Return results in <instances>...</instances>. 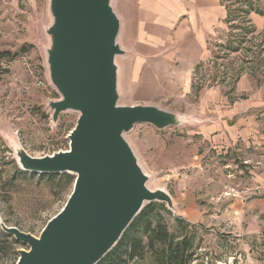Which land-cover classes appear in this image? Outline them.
I'll use <instances>...</instances> for the list:
<instances>
[{
	"label": "rangeland",
	"instance_id": "obj_1",
	"mask_svg": "<svg viewBox=\"0 0 264 264\" xmlns=\"http://www.w3.org/2000/svg\"><path fill=\"white\" fill-rule=\"evenodd\" d=\"M243 1L264 11V0H223L227 9L234 4L229 9L230 22L211 41V59L197 67L195 88L227 83L228 91L244 74L264 84V34L256 32L248 18L234 13ZM111 6L122 20L117 42L123 47L136 27L137 0H111ZM52 23L50 0H0V224L36 238L66 203L75 178L20 174L17 163L22 151L40 158L68 150V136L77 122L78 114L73 111L53 121L48 107L60 99L47 64L51 44L47 30ZM127 23L131 28L126 29ZM117 63L123 75V57ZM191 101L196 106L197 99ZM155 105L176 115L177 125L161 130L136 125L125 140L149 177L147 187L171 197L172 214L166 216L170 228L173 216L194 227L197 264H264V214L246 211V207L240 214V209L230 208L232 194L240 198L247 192L245 183H240L243 170L237 172L242 166L236 155H223L195 135L200 127L197 108L172 98ZM191 119L192 124L185 123ZM227 160H233L232 172L223 169ZM228 173H235L236 178L224 189L222 180ZM186 191L197 196L208 192L209 197L194 200L193 208L186 200H173ZM4 234L0 226V264H15L18 251L28 248ZM151 261L145 255L130 264Z\"/></svg>",
	"mask_w": 264,
	"mask_h": 264
},
{
	"label": "water",
	"instance_id": "obj_2",
	"mask_svg": "<svg viewBox=\"0 0 264 264\" xmlns=\"http://www.w3.org/2000/svg\"><path fill=\"white\" fill-rule=\"evenodd\" d=\"M50 12L47 64L60 99L48 107L53 121L67 111L78 118L68 150L40 158L22 151L17 163L30 174L73 175V187L38 238L0 226L28 248L18 251L15 264H98L146 204L173 208L168 194L147 187L149 177L125 135L136 125L161 130L178 121L158 106L119 105L122 73L117 58L125 52L117 42L122 20L111 0H50Z\"/></svg>",
	"mask_w": 264,
	"mask_h": 264
},
{
	"label": "crops",
	"instance_id": "obj_3",
	"mask_svg": "<svg viewBox=\"0 0 264 264\" xmlns=\"http://www.w3.org/2000/svg\"><path fill=\"white\" fill-rule=\"evenodd\" d=\"M137 13L136 27L121 47L125 52L121 105L159 107L158 100L172 98L197 108L200 127L195 135L223 155L235 154L242 166L237 172L243 170L240 183L247 192L240 198L232 194L230 208L240 209V214L245 207L264 214V84L244 74L228 91L227 83L195 88L197 67L211 59V41L226 27L222 0H137ZM248 19L256 32L264 34V15L251 13ZM125 27L131 28L130 23ZM232 161L223 164L227 172L234 168ZM234 175L223 178L224 189ZM207 197L208 192L197 196L186 191L173 200H186L193 208L194 200Z\"/></svg>",
	"mask_w": 264,
	"mask_h": 264
},
{
	"label": "trees",
	"instance_id": "obj_4",
	"mask_svg": "<svg viewBox=\"0 0 264 264\" xmlns=\"http://www.w3.org/2000/svg\"><path fill=\"white\" fill-rule=\"evenodd\" d=\"M246 3L247 1H243L240 6L246 9L236 6L234 13L243 15L244 19H247L251 13L264 15L263 10L255 9ZM232 6L234 4L227 9L224 5L226 23L230 22L228 20L229 9ZM19 173L28 172L19 170ZM39 176L49 178L53 175ZM56 176L63 179L70 178L68 174ZM171 214V211L163 203L146 204L125 230L115 247L98 264H130L135 260L142 259L145 255H150L152 258L150 264H197L194 227L180 217L173 216L174 225L171 229L166 220V216Z\"/></svg>",
	"mask_w": 264,
	"mask_h": 264
}]
</instances>
